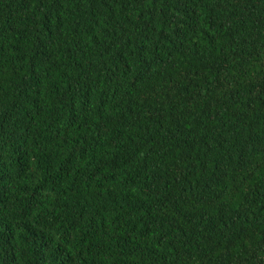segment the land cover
<instances>
[{"label":"trees","instance_id":"trees-1","mask_svg":"<svg viewBox=\"0 0 264 264\" xmlns=\"http://www.w3.org/2000/svg\"><path fill=\"white\" fill-rule=\"evenodd\" d=\"M0 264H264V0H0Z\"/></svg>","mask_w":264,"mask_h":264}]
</instances>
